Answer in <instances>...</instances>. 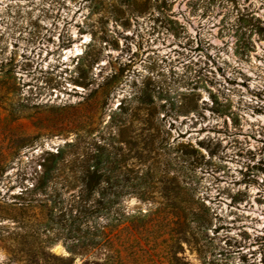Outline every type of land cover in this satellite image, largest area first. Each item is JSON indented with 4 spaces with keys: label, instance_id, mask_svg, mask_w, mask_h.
<instances>
[{
    "label": "rangeland",
    "instance_id": "obj_1",
    "mask_svg": "<svg viewBox=\"0 0 264 264\" xmlns=\"http://www.w3.org/2000/svg\"><path fill=\"white\" fill-rule=\"evenodd\" d=\"M153 138L137 173L131 147ZM77 142L121 146L149 193L77 219L68 185L27 192L43 156ZM166 186L193 210L180 226ZM119 221L140 245L104 243ZM105 263L264 264V0H0V264Z\"/></svg>",
    "mask_w": 264,
    "mask_h": 264
},
{
    "label": "trees",
    "instance_id": "obj_2",
    "mask_svg": "<svg viewBox=\"0 0 264 264\" xmlns=\"http://www.w3.org/2000/svg\"><path fill=\"white\" fill-rule=\"evenodd\" d=\"M115 76H110L101 84V88L107 90L114 83ZM81 84V83H80ZM84 85V84H81ZM122 115L127 112L121 111ZM117 115L113 116L112 119V129L116 131L117 135H122L126 130L124 126V119L117 118ZM129 130V129H127ZM133 130V129H132ZM140 137V135H137ZM115 138V136H114ZM118 144H124L125 140H117ZM156 148H158L156 140L153 138L147 142L146 146H140V143L131 149L137 151V158L141 159L138 165H141L137 173H140L144 166H146L147 156L144 153L147 151L152 153ZM121 146H116L112 143H101L94 142L90 144L89 147H82L77 143H67L65 148H59L55 153L49 152L44 155L41 162L39 163L40 172L37 175L35 183L32 185L27 192L32 194H40L48 201L49 198L59 196L60 192L57 188L53 191L49 189L55 187L58 184L68 185L71 190H76L78 197H80V202L78 206H72L69 210L70 216L73 217V213L76 212L77 219L79 218H90L94 215L109 216L112 213L122 212L120 207L121 199L128 194L141 195V197L146 196L150 189V179L152 175L149 171L143 172L141 175L142 181L138 184L132 182L129 177L128 172L124 166L125 158L121 155ZM141 157H146L142 160ZM169 165L172 163L171 156L168 157ZM176 158H174L175 160ZM125 168V169H124ZM143 171V170H142ZM162 194L171 200L170 208L172 213L178 218L174 223L175 226H180L182 224L181 218L187 220L188 216L193 213L190 208V203L187 200H182L183 192L177 189V186L165 187L163 188ZM55 202V200H52ZM39 202H29L28 210H34V207ZM56 203V202H55ZM88 203L89 206L87 205ZM18 203L11 205L8 212H12L16 209L22 210L23 206ZM41 210H45L47 215L52 218L55 211V207H49L47 204L39 206ZM11 219H15L11 216ZM72 221L71 232L81 231L79 226H75L76 220ZM200 226L204 227V222L202 218H198ZM123 222L119 221L118 224L112 225V229L104 235L101 239L104 243L111 248H114L115 244L129 245L130 247L140 245L137 239H132L127 236L122 238L120 234L128 227H123ZM169 224H163L159 227L165 229ZM109 228L110 225H106ZM103 227V228H105ZM146 229V226H143ZM119 230V235L114 232ZM173 231V230H172ZM171 232V231H170ZM166 231L164 230V234ZM166 243L167 241H162ZM19 243V242H18ZM28 246V254L35 253V241ZM73 253L74 250H69ZM118 259H121L118 256ZM106 264V263H105Z\"/></svg>",
    "mask_w": 264,
    "mask_h": 264
}]
</instances>
